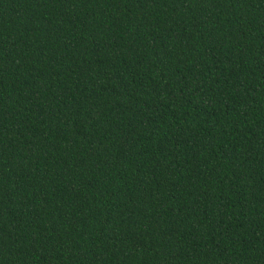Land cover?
Returning <instances> with one entry per match:
<instances>
[{"label":"trees","instance_id":"16d2710c","mask_svg":"<svg viewBox=\"0 0 264 264\" xmlns=\"http://www.w3.org/2000/svg\"><path fill=\"white\" fill-rule=\"evenodd\" d=\"M0 264H264V0H0Z\"/></svg>","mask_w":264,"mask_h":264}]
</instances>
